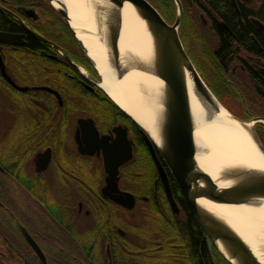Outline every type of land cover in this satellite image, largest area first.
<instances>
[{"label":"flooded vegetation","instance_id":"af4514ba","mask_svg":"<svg viewBox=\"0 0 264 264\" xmlns=\"http://www.w3.org/2000/svg\"><path fill=\"white\" fill-rule=\"evenodd\" d=\"M162 1L166 10L169 0ZM236 1L237 8L231 4L238 10L252 2ZM171 2L175 17L162 15L173 25L177 12ZM202 15L205 30H212ZM253 19L252 24L264 27ZM0 32L14 39L0 42V264H46L45 259L47 264H195L192 240L183 231L191 222L210 262L229 264L197 225L158 154L179 211L173 209L142 130L137 125L138 147L134 121L107 98L95 65L50 1L0 0ZM179 34L211 88V78L199 65L221 62L215 52L209 60L198 49L189 51L199 39L185 13ZM242 50L236 61L230 60L233 66L222 69L226 81L218 84L255 90L257 115L243 110L238 117L260 119L254 126L264 147V95L255 78L264 71L262 58ZM80 120H92L97 133ZM118 126L126 129L133 149L118 174L120 191L135 196L131 209L104 193L109 176L105 152L116 146Z\"/></svg>","mask_w":264,"mask_h":264},{"label":"water","instance_id":"95a60500","mask_svg":"<svg viewBox=\"0 0 264 264\" xmlns=\"http://www.w3.org/2000/svg\"><path fill=\"white\" fill-rule=\"evenodd\" d=\"M49 1L66 21L81 48L89 56L86 46L72 26L64 1ZM102 1L100 6H96L97 10L101 11L102 8L104 11V13L101 12V16H97L96 33L107 47V58L114 66L118 79L122 80L131 71H138L149 75L160 85L156 136L154 137L151 129H147L140 120L135 119L116 104L103 89L101 82L99 85L105 94L142 130L173 209L176 212L179 211L173 197L169 175L159 160L158 154L163 158L197 225L220 255L229 264H263L252 247L225 219L201 204L202 200L215 204H259L264 201V170L247 166L248 164H235L221 167L219 171H216V176H213L211 174L213 166L202 161V152H207V150L196 137L197 127L190 100V81L195 94L203 103L207 121L213 120L214 114L219 112L220 106L224 107V105L204 81L182 43L179 28L184 18V8L181 0H173L177 12L173 25L166 21L149 0ZM230 1L237 8V1ZM244 1L250 2L251 0ZM126 7L135 10L144 24L149 38L148 46L152 53L149 58L140 55L135 50L129 51L128 49L124 52L121 50L123 11ZM253 21L262 26L258 20L253 19ZM0 42L14 43V39L12 35L0 32ZM90 60L98 71L93 58L90 57ZM2 68H4L3 62ZM3 70L5 72V68ZM99 75L101 76L100 73ZM5 76L13 83L7 74ZM224 108L230 119L244 125L258 153L264 156V147L254 127V122L260 119L245 122L226 107ZM84 123L90 124L92 130L97 133L98 130L92 120H80L81 125ZM248 124L252 125L248 128ZM114 131L117 133V139L114 141L116 146L111 145L110 150L105 152V169L109 176L104 193L115 202L131 209L136 203L135 196L132 193L120 191L118 174L120 166L132 158V144L128 140L124 127L118 126L114 128ZM44 261L47 264L46 259Z\"/></svg>","mask_w":264,"mask_h":264},{"label":"bare ground","instance_id":"6f19581e","mask_svg":"<svg viewBox=\"0 0 264 264\" xmlns=\"http://www.w3.org/2000/svg\"><path fill=\"white\" fill-rule=\"evenodd\" d=\"M68 10L73 28L86 46L102 76L101 86L121 108L135 119L140 120L155 137L157 129V107L159 83L149 75L138 71L129 72L122 80L107 58V47L97 36V16L104 11L102 0H63ZM56 4V3H55ZM102 12V13H101ZM148 33L139 15L131 7L123 11V26L120 38L122 52L129 49L149 58ZM190 100L196 121V137L207 152H202V161L213 166L211 174L223 166L248 164L264 170V156L259 154L250 140L244 125L230 119L227 110L220 106L213 120H206L203 103L195 94L190 81ZM212 109V107H209ZM252 124H248L249 128ZM201 204L217 216L225 219L238 234L252 247L264 264V201L257 205L215 204L202 200Z\"/></svg>","mask_w":264,"mask_h":264},{"label":"trees","instance_id":"16d2710c","mask_svg":"<svg viewBox=\"0 0 264 264\" xmlns=\"http://www.w3.org/2000/svg\"><path fill=\"white\" fill-rule=\"evenodd\" d=\"M155 1L158 3V5L155 6L162 14L169 16L174 15L175 9L172 7L171 0H169L166 10H164V2L162 0ZM181 1L184 7L187 26L194 30L195 36H198L199 40H201L200 37H202V40L208 43L207 47H202L199 43L200 46L198 50L204 53L209 60L211 59L209 56L212 57V53L215 52L217 59L221 62L220 65L216 64L214 65L215 67L210 66L209 69V77L212 80L211 88L213 92L221 98L222 101L227 100L230 102L227 99L229 97L231 102H237L239 107H241L246 114L250 112L249 116L255 117L258 113L256 110L257 96L255 95V90L243 91L230 88L224 89L221 88L218 83L226 81L223 75H221V72L223 73L222 69L225 70L233 66L234 63H231L230 60L236 61L237 55H239L240 51H243V48L257 53L258 56L262 58L260 65L264 67V27L259 29L249 21V18H255L264 24V0H252L250 4H241L239 5V10L232 6L230 0ZM200 13H204L205 17L213 25L212 30H205L204 24L200 18ZM223 22L225 24H223ZM252 35H254L258 44L252 40ZM255 78L260 84L259 91L264 95V71L257 72ZM242 95L246 99L247 104H242ZM107 98L111 100L108 96ZM118 110L124 114L123 116H126L119 107ZM236 112L237 116L242 117L241 111L238 110ZM133 125L135 127L134 138L136 139L137 146L140 147V139L138 138L139 136H137L138 126L134 122ZM183 231L192 240L191 247L197 259L195 264H212L207 251H204L201 247V239L195 224L193 222L184 224Z\"/></svg>","mask_w":264,"mask_h":264},{"label":"rangeland","instance_id":"374dc122","mask_svg":"<svg viewBox=\"0 0 264 264\" xmlns=\"http://www.w3.org/2000/svg\"><path fill=\"white\" fill-rule=\"evenodd\" d=\"M150 2H152L154 5H158V3H156V1L155 0H149ZM154 1V2H153ZM156 3V4H155ZM175 17V13H174V15H173V18ZM197 37V36H196ZM200 39L201 40H199V43H200V45L203 47H207V45H208V43L206 42V41H203L202 40V37H200ZM197 45V44H196ZM195 45V46H196ZM199 44H198V46H197V48H195V46L193 45V50L191 49H189V51L190 52H194L196 49H198V47L200 46ZM209 54V53H208ZM207 54V55H208ZM201 63V62H200ZM206 64H207V62H206ZM206 64H204V63H201V65H199V68H201V70H202V72H203V74L204 75H207L208 74V76H209V69H210V67L208 66V65H206ZM219 99V98H218ZM220 100V99H219ZM220 102L224 105V107H226L232 114H236L237 112L236 111H242V113H241V115L243 114V110H242V108L241 107H239V104L237 103V102H228L227 100H224L223 102L220 100ZM232 107V108H231ZM237 116V115H236ZM246 115H243V117H245ZM240 119H242V118H240ZM242 120H244L245 122H250L249 121V119H246V118H244V119H242ZM255 127V126H254ZM256 130V129H255Z\"/></svg>","mask_w":264,"mask_h":264}]
</instances>
